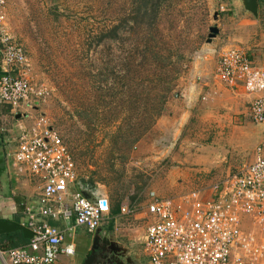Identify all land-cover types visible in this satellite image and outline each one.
<instances>
[{
  "label": "rangeland",
  "instance_id": "obj_1",
  "mask_svg": "<svg viewBox=\"0 0 264 264\" xmlns=\"http://www.w3.org/2000/svg\"><path fill=\"white\" fill-rule=\"evenodd\" d=\"M241 3V11L222 14L218 0H8L7 29L26 51L32 83L46 91L31 113L45 115L61 135L84 188L106 196L113 209L128 203L143 216H118L91 233L94 244L80 232L73 261L63 257L67 264H79L89 243L87 264L98 260L101 236L109 243L97 264H149V191L181 196L252 162L257 127L244 136L230 130V122L214 120L215 105L204 98L211 87L228 89L215 78L222 49L264 48V13ZM214 26L219 33L208 40ZM167 48L177 62L173 88L161 115L139 135V117L156 106L150 94L163 84L148 72L154 60L170 63L163 60ZM10 111L0 104V128L14 122ZM163 116L169 118L159 124Z\"/></svg>",
  "mask_w": 264,
  "mask_h": 264
},
{
  "label": "built area",
  "instance_id": "obj_2",
  "mask_svg": "<svg viewBox=\"0 0 264 264\" xmlns=\"http://www.w3.org/2000/svg\"><path fill=\"white\" fill-rule=\"evenodd\" d=\"M227 1V0H224ZM8 0H0V103L13 113L38 109L46 91L29 76V59L23 45L7 29ZM219 5V12L226 11ZM216 78L227 86L242 84L252 95L251 115L264 123V67L238 46L221 50ZM28 116V114H25ZM32 124L21 126L12 153L18 174L41 180L42 194L36 213L54 219H74V227L93 233L112 212L106 196L93 198L76 191L70 206L65 196L78 179L72 153L42 113L30 114ZM29 214L33 237L25 245L0 249L2 264H56L61 254L74 256L75 245L64 244L65 231ZM144 252L149 264H264V151L256 148L254 160L206 188L181 196L149 191ZM121 216L138 219L134 206L122 203ZM143 218V217H141Z\"/></svg>",
  "mask_w": 264,
  "mask_h": 264
},
{
  "label": "crops",
  "instance_id": "obj_3",
  "mask_svg": "<svg viewBox=\"0 0 264 264\" xmlns=\"http://www.w3.org/2000/svg\"><path fill=\"white\" fill-rule=\"evenodd\" d=\"M218 2L219 5L222 4L227 6L226 11L222 12V14L225 12L232 13L234 11L238 12L242 10L241 0H227V1L218 0ZM259 12L264 13V0H258V13ZM259 16H261V14ZM247 54L252 61L264 67V48L262 47L261 49L253 48L252 52H248ZM225 86L228 87V89L223 88L221 91L218 89L217 86L215 88L211 87V89L208 92V95H205L204 98H207V96L210 97L209 101L215 105L213 110L210 111L213 113L214 120L216 121L219 119L218 121L220 122L221 119L223 118L225 123L230 122L231 124V128H229L230 130L234 129L244 136L246 135L247 128H249V126L257 127L259 134H258V142L253 150V156H252V161H253L256 153V148L258 146H262L264 151V123H256L253 121L251 115V102L253 96L246 93L242 84H238L232 87L227 85ZM190 95L192 97L195 96V94H190ZM178 104H181V102L179 101ZM222 107L224 108L223 114L219 112L221 111L219 109H221ZM10 112L12 114V118L14 122L7 129L5 128L2 129V127L0 128V220L16 222L28 228V223H29L28 215L31 213L34 214L33 212L36 213L37 208L40 205V197L42 194L41 180H39L37 177L32 178L31 176L18 174L14 166L12 153L16 149L17 143L15 142L18 141V134L21 126H29L32 124V119L30 118L31 111L30 109L24 110L22 113H18V114L13 113L12 110ZM25 114H28V116H26ZM179 117L180 115L177 118H175L174 121H177ZM162 118L163 119H161V121L158 122L159 124L164 123V121H166L169 117L163 116ZM11 130L12 133L11 132L8 133ZM80 187L81 189L87 191L93 198H98L100 196H103L96 194L92 190H88L84 188V186L80 184L79 179H77L76 183L70 187L69 194L65 196L66 205L70 206L72 204L74 199V194L76 191L80 190ZM118 216L119 217L121 216L120 210L118 214H114L112 208L111 214L108 216L107 220L102 224V226L110 225L112 222H116ZM137 217L139 220V218L143 216L138 215ZM37 219L39 222L40 221L48 222L49 224L57 226L61 230L65 231V241L63 245L68 243H72L75 245L76 248L75 255L66 256L64 254H61L56 264H67L66 261L63 260V257L73 261L74 257L78 252L75 239L80 234V232L86 236L88 235L87 237L89 238V242L91 244H94L95 237H93V235L90 232H88L84 227H74L72 232L67 231V228L69 226H74V219L65 221L62 219L43 217L40 214L37 215ZM146 226H147V222H145L143 225V229H144L143 241L145 239ZM101 237L105 239L104 236ZM91 239H93V241H91ZM90 243L88 245V249L86 250V254L89 251ZM83 260L79 264H82L84 262ZM0 264L2 263L0 262Z\"/></svg>",
  "mask_w": 264,
  "mask_h": 264
},
{
  "label": "trees",
  "instance_id": "obj_4",
  "mask_svg": "<svg viewBox=\"0 0 264 264\" xmlns=\"http://www.w3.org/2000/svg\"><path fill=\"white\" fill-rule=\"evenodd\" d=\"M167 49H168V52H166V56L165 58L163 57V60L166 59L170 61V63L163 65L162 60H161V64H159L160 63L159 59L154 60L151 63V67L153 68V70L150 71L151 74L148 72V75L152 77L153 80L157 79V82H163V84L162 86H159V83H158L159 90L155 93L150 94V96H153L152 101L153 103L156 104V106L152 110L148 109L147 111L144 112V114H142L139 117V123L137 124L138 128L140 129L139 135L142 134V131L144 129H147L148 127L153 125L156 119L161 115L166 98L173 88L172 82L174 80V76H173V73L171 74V72L175 71L174 67L176 66L177 62L176 63L172 62L173 54H172L171 48H167ZM159 77H161V79H159ZM164 82H166V84ZM154 98H155V102H154ZM0 104L5 105L3 103H0ZM7 108L10 109L9 106H7ZM139 139L140 137H137L134 139V141L136 142ZM117 212H119V209H113L114 214H116ZM28 242L29 240L23 237V234L21 231H15V232L3 234L0 236V249H9V248L22 246V245L27 244Z\"/></svg>",
  "mask_w": 264,
  "mask_h": 264
},
{
  "label": "water",
  "instance_id": "obj_5",
  "mask_svg": "<svg viewBox=\"0 0 264 264\" xmlns=\"http://www.w3.org/2000/svg\"><path fill=\"white\" fill-rule=\"evenodd\" d=\"M242 1L247 10L253 12L255 15L258 14V0H242ZM218 33H219V29L216 26L211 27L208 40H211V38L215 37ZM80 191L85 196H88V197L91 196L87 191L81 189V187H80ZM99 228H101V226L98 227L96 230H98ZM15 231H21L25 239L29 240L33 237L32 231L28 229L27 227H25L24 225L18 224L16 222L7 221V220H0V235L12 233ZM95 241L96 239H94V243ZM87 262H88V259L85 260L84 264H87Z\"/></svg>",
  "mask_w": 264,
  "mask_h": 264
},
{
  "label": "flooded vegetation",
  "instance_id": "obj_6",
  "mask_svg": "<svg viewBox=\"0 0 264 264\" xmlns=\"http://www.w3.org/2000/svg\"><path fill=\"white\" fill-rule=\"evenodd\" d=\"M100 239H101V241L98 242V243H101V245H99L100 248H98L99 250H97V252H96V254L98 253V255H99V259H98V260H97V259H93V260H91V261H90V264H97L98 261L100 260V257L105 256V254H104L105 252H103L102 249H103L105 246H107V244H108L109 242H107V240H106V239H103L102 237H100ZM107 247H108V246H107ZM89 255H90V252H87V254H86L84 260H86V259L88 258ZM84 260H83V261H84Z\"/></svg>",
  "mask_w": 264,
  "mask_h": 264
}]
</instances>
